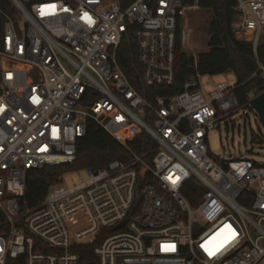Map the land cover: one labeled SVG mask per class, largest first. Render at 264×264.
<instances>
[{"label": "built area", "instance_id": "obj_1", "mask_svg": "<svg viewBox=\"0 0 264 264\" xmlns=\"http://www.w3.org/2000/svg\"><path fill=\"white\" fill-rule=\"evenodd\" d=\"M235 4L232 30L253 43L249 80L262 86L250 106L264 92V0ZM11 6L0 9V264H264V163L213 155L208 144L209 131L238 109L240 84L206 92L196 71L182 91L149 99L117 59L131 30L143 86L173 87L177 48L191 36L184 15L197 0ZM91 122L127 156L84 167L72 185L60 177L29 207V172L75 161ZM141 132L156 145L145 154L129 144Z\"/></svg>", "mask_w": 264, "mask_h": 264}, {"label": "trees", "instance_id": "obj_2", "mask_svg": "<svg viewBox=\"0 0 264 264\" xmlns=\"http://www.w3.org/2000/svg\"><path fill=\"white\" fill-rule=\"evenodd\" d=\"M194 2V0H188ZM197 5L210 8L213 11L209 20V47L198 55L197 68L194 67V57L180 47L176 51V82L173 87L164 88L143 86L141 82V62L138 59V43L130 30L125 34L117 51V59L129 76L132 84L152 99L156 93L174 94L183 90L186 79L196 71L199 74H218L231 70L237 76V91L239 107H247L249 94L253 90H262L261 81L249 80L257 68V57L253 52V43L235 37L232 30V20L235 17V0H197ZM0 9L11 11V0H0ZM257 56L264 64V40L259 44ZM246 82L245 84H242ZM134 150L141 154L152 151L156 145L154 139L141 132L129 143ZM77 155L73 162L60 165H45L29 172L27 183L28 190L25 200L29 207L39 203L38 199L45 196L49 186L59 181L61 175L69 169H82L84 167L99 168L113 159L127 156V149L117 141L106 129L91 122L87 126L86 134L77 141ZM191 197V196H190ZM83 260H94L90 251L81 252Z\"/></svg>", "mask_w": 264, "mask_h": 264}, {"label": "rangeland", "instance_id": "obj_3", "mask_svg": "<svg viewBox=\"0 0 264 264\" xmlns=\"http://www.w3.org/2000/svg\"><path fill=\"white\" fill-rule=\"evenodd\" d=\"M213 14L210 8H197L188 10L184 15V23L190 34L184 51L189 55H198L208 51L210 32L209 20ZM200 82L206 92L220 81L237 83V76L233 71L227 70L218 74H200ZM208 144L213 155L232 154L238 158H247L254 162L264 163V124L259 119L257 110L251 106L238 107L234 112L222 116L219 126L211 129ZM83 169V168H82ZM69 169L61 175L64 186L72 185L78 181V172L84 176L85 170Z\"/></svg>", "mask_w": 264, "mask_h": 264}, {"label": "water", "instance_id": "obj_4", "mask_svg": "<svg viewBox=\"0 0 264 264\" xmlns=\"http://www.w3.org/2000/svg\"><path fill=\"white\" fill-rule=\"evenodd\" d=\"M250 106L257 110L260 121L264 124V92L255 96L250 101ZM85 264H96L95 261H87Z\"/></svg>", "mask_w": 264, "mask_h": 264}, {"label": "crops", "instance_id": "obj_5", "mask_svg": "<svg viewBox=\"0 0 264 264\" xmlns=\"http://www.w3.org/2000/svg\"><path fill=\"white\" fill-rule=\"evenodd\" d=\"M200 8V7H199Z\"/></svg>", "mask_w": 264, "mask_h": 264}]
</instances>
